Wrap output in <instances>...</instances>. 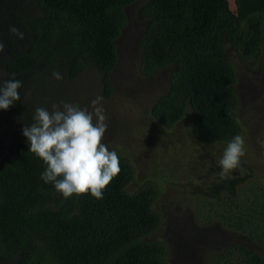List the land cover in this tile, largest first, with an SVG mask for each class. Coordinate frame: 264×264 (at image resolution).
<instances>
[{
    "label": "trees",
    "instance_id": "trees-1",
    "mask_svg": "<svg viewBox=\"0 0 264 264\" xmlns=\"http://www.w3.org/2000/svg\"><path fill=\"white\" fill-rule=\"evenodd\" d=\"M139 1L140 15L147 20L139 40L142 71L151 76L172 69L168 93L152 108L156 122L171 128L189 116L192 134L201 144H228L242 135L236 117L237 67L228 59L227 45L243 61L259 58L264 0H239L236 13L227 2L216 0H35L33 14H22L17 0H0V35L6 36L13 25L29 40L11 57L3 55L22 88L21 99L10 106L12 117L0 118V264H167L165 245L152 239L161 225V215L154 210L156 187L129 191L136 175L126 159L118 155L121 171L103 199L90 193L65 198L41 179L46 165L30 152L23 135L43 102L34 90L28 97L32 85L53 87L58 82L54 71L73 81L87 70L108 75L115 69L116 42L127 26V8ZM105 80L111 94L113 88ZM22 113L26 122L13 121ZM245 180L217 179L215 192L225 191L227 199L207 201V216L264 245V201L259 198L264 196L252 187L243 189L247 206L240 209L243 200L231 193ZM219 260L264 264L263 255L237 244Z\"/></svg>",
    "mask_w": 264,
    "mask_h": 264
},
{
    "label": "rangeland",
    "instance_id": "rangeland-1",
    "mask_svg": "<svg viewBox=\"0 0 264 264\" xmlns=\"http://www.w3.org/2000/svg\"><path fill=\"white\" fill-rule=\"evenodd\" d=\"M222 2L237 12L239 0H216ZM16 4L22 5V14L34 13L35 0H17ZM142 5L139 1L127 8V26L116 42L119 60L110 74L87 70L73 81L57 80L50 88L35 84L28 97L34 90L43 99L41 107L51 110L53 103L63 101L89 111L97 95L104 97L108 128L102 142L134 168L136 181L129 185V191L145 185L156 187L154 210L161 215V225L152 239L165 245L167 264H222L219 256L233 244L248 246L264 256V245L252 243L207 216V201L218 196L227 199L225 191L215 192L221 171L218 161L227 144L196 141L189 116L171 128L159 125L152 116L154 104L170 89L172 69L167 67L151 76L142 71L139 40L147 27V20L140 15ZM227 47L228 59L237 67L236 117L245 140L241 165L229 177L246 178L242 187L231 192L238 201L243 200L242 209L247 206L243 189L252 187L264 196V147L260 143L264 141V31L261 54L251 63L243 61L231 44ZM105 79L113 88L111 94ZM250 195L256 197L254 192Z\"/></svg>",
    "mask_w": 264,
    "mask_h": 264
},
{
    "label": "clouds",
    "instance_id": "clouds-1",
    "mask_svg": "<svg viewBox=\"0 0 264 264\" xmlns=\"http://www.w3.org/2000/svg\"><path fill=\"white\" fill-rule=\"evenodd\" d=\"M9 33L16 42V38L26 39L24 31L16 26H10ZM5 48L0 38V54ZM4 75L5 69L0 66V109L7 110L21 99L18 90L22 82L14 74L8 79ZM52 76L63 79L58 71ZM103 101L104 97L97 95L91 101V111L63 101L53 103L51 110L37 107L34 123L23 128L30 152L46 165L41 179L52 183L65 198L90 193L96 199H103L107 186L121 171L117 152L102 142L108 128ZM260 143L264 147V141ZM244 155L245 140L236 135L218 161L221 179L229 178L230 172L240 167Z\"/></svg>",
    "mask_w": 264,
    "mask_h": 264
},
{
    "label": "flooded vegetation",
    "instance_id": "flooded-vegetation-1",
    "mask_svg": "<svg viewBox=\"0 0 264 264\" xmlns=\"http://www.w3.org/2000/svg\"><path fill=\"white\" fill-rule=\"evenodd\" d=\"M0 38H2L3 42L6 44L5 52L0 54V66H3V68L5 69V75H4L3 78L4 79H8V78H11L12 75H11V73L9 72V70L6 68V66L4 64L3 55L7 54V56L11 57L13 55L14 51L17 50L18 45H21V46L24 47L28 43L29 40H27V39L19 40V38H16L17 39V42H16L15 38L12 37L10 35V33H6V36L0 35ZM8 47H11V49H9ZM20 77L23 78V76H20ZM16 79H18V78H16ZM18 91H20V89ZM22 104L25 105V102H23ZM10 110H11V108L9 107L7 110H4V112L0 111V118H2V120L7 118V120L9 121V118H11L12 114H13V112H10ZM15 112H16V110H14V113ZM3 115H4V117H3ZM12 119H13V121H17V122L23 123V122L27 121V116H26V114L22 113L19 116H14Z\"/></svg>",
    "mask_w": 264,
    "mask_h": 264
}]
</instances>
